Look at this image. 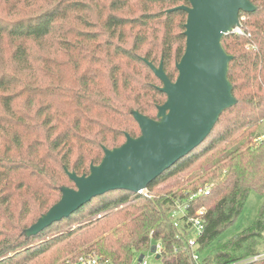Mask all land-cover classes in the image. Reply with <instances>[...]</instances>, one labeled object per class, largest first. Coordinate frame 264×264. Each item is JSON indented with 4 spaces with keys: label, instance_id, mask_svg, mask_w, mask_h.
Wrapping results in <instances>:
<instances>
[{
    "label": "trees",
    "instance_id": "16d2710c",
    "mask_svg": "<svg viewBox=\"0 0 264 264\" xmlns=\"http://www.w3.org/2000/svg\"><path fill=\"white\" fill-rule=\"evenodd\" d=\"M250 1L257 10L241 15L242 34L222 41L234 57L228 76L238 104L205 141L146 193L109 192L53 225L66 229L30 238L25 231L60 201L61 189L76 188L68 173L89 175L104 149L140 136L133 111L157 118L167 96L145 61L162 62L168 78L177 79L187 13L176 8L189 3L2 1L0 264H65L92 253L111 264H132L157 242L163 264H191L171 215L177 200L205 186H211L209 195L192 202V209L207 211L198 240L201 264H237L264 252V138L257 139L264 123V0ZM162 4L167 7L153 11ZM153 77L160 86H153ZM186 173L185 186L159 189ZM252 193L263 199L254 223L214 245Z\"/></svg>",
    "mask_w": 264,
    "mask_h": 264
},
{
    "label": "water",
    "instance_id": "95a60500",
    "mask_svg": "<svg viewBox=\"0 0 264 264\" xmlns=\"http://www.w3.org/2000/svg\"><path fill=\"white\" fill-rule=\"evenodd\" d=\"M184 1L189 5L176 8L187 13L186 48L176 64L177 79L168 78L162 62L156 67L145 61L167 96L158 107L157 118L133 111L140 136L127 135L122 146L104 149L102 162L92 165L89 175L68 173L76 188L61 189L60 201L25 231L27 238L50 229L109 192L142 194L151 182L200 146L221 115L238 104L228 76L234 57L225 51L222 41L240 29L241 15L256 12V6L250 0Z\"/></svg>",
    "mask_w": 264,
    "mask_h": 264
},
{
    "label": "built area",
    "instance_id": "2783aa9c",
    "mask_svg": "<svg viewBox=\"0 0 264 264\" xmlns=\"http://www.w3.org/2000/svg\"><path fill=\"white\" fill-rule=\"evenodd\" d=\"M235 34H242L240 29H237ZM211 186H205L199 188L195 193L190 194L187 201L177 200L175 202V208L172 212V221L177 229L180 231V235L184 237V249L190 256L191 264H201L202 256L198 252L199 243L198 240L202 237L206 228V215L207 211L202 209H192V202L201 196L209 195ZM145 193L142 192V194ZM194 233L196 238L189 239L188 234ZM155 247V252H152V247ZM152 256H155L157 261H162L164 247L161 242L154 243L146 251ZM159 256V259L157 258ZM148 256L145 252L138 254L132 264H149L147 260ZM264 260V252L260 255L249 257L237 264H254ZM65 264H111L110 262L98 256L95 253L80 255L77 258L69 259ZM163 264V262H162Z\"/></svg>",
    "mask_w": 264,
    "mask_h": 264
},
{
    "label": "rangeland",
    "instance_id": "374dc122",
    "mask_svg": "<svg viewBox=\"0 0 264 264\" xmlns=\"http://www.w3.org/2000/svg\"><path fill=\"white\" fill-rule=\"evenodd\" d=\"M2 1L5 0H0V6L5 5V3H3ZM24 0H8V6L10 5H15V4H23ZM167 5L166 4H162V5H157V6H153L152 9L153 11H158L160 9H164L166 8ZM155 77V76H154ZM153 77V86H160V82L158 81L157 78ZM258 133L261 135V138H257L258 140H261L264 138V123L259 127ZM190 176V174H182L174 179H172V181H170L169 183L159 187V189L162 190H166V189H176L178 186H185L187 183H185L188 179V177ZM146 193V190H145ZM263 204V199L260 198L257 194L252 193L246 203V206L244 208V211L242 213V215L240 216V218L236 221V223L234 225H232L231 227H229L226 231H224L219 238L217 239V241L214 243V245H216L217 243H223L226 242L228 239H230L236 232H238L240 229L246 228L251 226L257 215L259 212L260 207ZM65 224H59L56 226H53L51 229H49L48 231H46L44 234L50 235L53 232L56 231H60V230H64L65 228ZM188 238L189 239H195L196 236L194 233H189L188 234ZM146 255L148 256L147 260L149 264H162V261H157L155 259V256H152L150 253L145 252ZM141 254V253H139Z\"/></svg>",
    "mask_w": 264,
    "mask_h": 264
}]
</instances>
